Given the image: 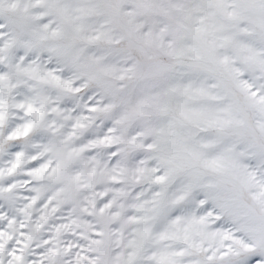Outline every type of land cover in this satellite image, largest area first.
Returning <instances> with one entry per match:
<instances>
[{
  "label": "snow or ice",
  "instance_id": "snow-or-ice-1",
  "mask_svg": "<svg viewBox=\"0 0 264 264\" xmlns=\"http://www.w3.org/2000/svg\"><path fill=\"white\" fill-rule=\"evenodd\" d=\"M0 264H264V0H0Z\"/></svg>",
  "mask_w": 264,
  "mask_h": 264
}]
</instances>
